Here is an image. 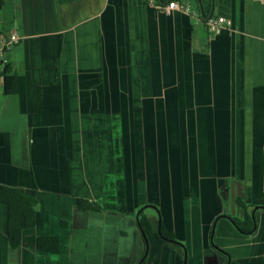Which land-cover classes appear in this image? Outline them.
I'll use <instances>...</instances> for the list:
<instances>
[{
  "label": "crops",
  "instance_id": "obj_1",
  "mask_svg": "<svg viewBox=\"0 0 264 264\" xmlns=\"http://www.w3.org/2000/svg\"><path fill=\"white\" fill-rule=\"evenodd\" d=\"M2 1L0 40L19 39L8 96L0 79L1 118L15 115L0 186L37 205L12 250L0 204V264H71L88 214L151 206L147 264H264V0H172L168 14L170 0ZM211 8L230 23L217 35ZM237 199L254 212L247 235L224 218H243ZM40 235L59 253L38 251Z\"/></svg>",
  "mask_w": 264,
  "mask_h": 264
},
{
  "label": "rangeland",
  "instance_id": "obj_2",
  "mask_svg": "<svg viewBox=\"0 0 264 264\" xmlns=\"http://www.w3.org/2000/svg\"><path fill=\"white\" fill-rule=\"evenodd\" d=\"M11 33H9V36ZM6 54L5 57L7 58ZM3 67H1V71ZM9 116L13 117L15 115L10 114ZM9 116L6 118V115H2L1 118L0 114L1 128H4L2 122H5L6 119L9 120ZM152 208L153 206L143 209V214L154 213ZM88 218L89 223L86 229L82 233L79 231L76 247L70 253L71 264H138L146 247L148 251L146 254L148 256L152 254V242L148 236L146 239L147 244H145V240H143L136 227L134 216L91 212L88 214ZM100 220H103L102 228L99 226ZM158 223L159 219L157 220V227ZM147 263L148 261L145 260L143 264ZM151 264H156V261Z\"/></svg>",
  "mask_w": 264,
  "mask_h": 264
},
{
  "label": "trees",
  "instance_id": "obj_3",
  "mask_svg": "<svg viewBox=\"0 0 264 264\" xmlns=\"http://www.w3.org/2000/svg\"><path fill=\"white\" fill-rule=\"evenodd\" d=\"M2 5L3 1L0 0V9ZM0 78L2 80V92L5 96H8L11 93L13 84L15 82L14 76L10 75L8 65L3 68ZM241 100L242 98L240 96L239 105L242 104ZM236 203H238L239 207H242L244 211L243 218L229 219L236 230L241 234H250L255 228V222L251 218L250 212L246 211L247 206L241 202L240 199H237ZM0 204L4 205L6 208L5 236L7 245L12 250L18 249L22 243L23 231L31 229L35 226L37 200L33 196L21 191L19 188L2 185L0 186ZM77 207L84 211L96 210L95 206L84 200H78ZM138 224L145 237L143 240H146L151 233V225L149 219L144 216L143 210L139 213ZM63 226H66V224L63 223ZM159 237L165 242L176 246H181L176 242L171 233H168L164 230L161 223L159 224ZM33 243L38 251H43L50 254H58L60 250V239L57 235L36 236ZM144 260L145 258H143L140 264H143Z\"/></svg>",
  "mask_w": 264,
  "mask_h": 264
},
{
  "label": "built area",
  "instance_id": "obj_4",
  "mask_svg": "<svg viewBox=\"0 0 264 264\" xmlns=\"http://www.w3.org/2000/svg\"><path fill=\"white\" fill-rule=\"evenodd\" d=\"M180 5L177 2L170 1L166 4V6H159L158 9H162V11L166 14L169 12L179 8ZM230 23L222 17H210L205 21V26L207 31L210 34L217 35L221 32L222 28L224 26H228ZM18 35L16 32H12L8 38V41L4 42L0 40V72L2 66H6L7 58L5 57V54L10 50V47L18 42ZM3 67V68H4ZM3 70V69H2Z\"/></svg>",
  "mask_w": 264,
  "mask_h": 264
},
{
  "label": "water",
  "instance_id": "obj_5",
  "mask_svg": "<svg viewBox=\"0 0 264 264\" xmlns=\"http://www.w3.org/2000/svg\"><path fill=\"white\" fill-rule=\"evenodd\" d=\"M211 12H212V8H211V11H210V13H209V15L207 16V17H201L203 20H207V19H209L210 17H211ZM202 13V12H201ZM253 211H255V209L253 210ZM139 212H140V210L137 212V214L135 215V220H136V222H137V226H138V229H139V232H140V234H141V236H142V238H145L144 237V234H143V232H142V230H141V228L139 227V224H138V216H139ZM254 213V212H253ZM253 213H252V219H253ZM224 218H226L231 224H232V222L230 221V219L229 218H227V217H224ZM233 225V224H232ZM233 227H234V225H233ZM235 228V227H234ZM236 229V228H235ZM157 232H158V234H159V225H158V229H157ZM145 240V239H144ZM145 244H147V242H146V240H145ZM146 253H147V247H146V250H145V252H144V255H143V257H142V259L140 260V262L138 263V264H140L141 262H142V260H143V258L146 256ZM183 264H185V261H184V263Z\"/></svg>",
  "mask_w": 264,
  "mask_h": 264
},
{
  "label": "flooded vegetation",
  "instance_id": "obj_6",
  "mask_svg": "<svg viewBox=\"0 0 264 264\" xmlns=\"http://www.w3.org/2000/svg\"><path fill=\"white\" fill-rule=\"evenodd\" d=\"M141 211H142V208L140 209V212H141ZM140 212H139V213H140Z\"/></svg>",
  "mask_w": 264,
  "mask_h": 264
}]
</instances>
